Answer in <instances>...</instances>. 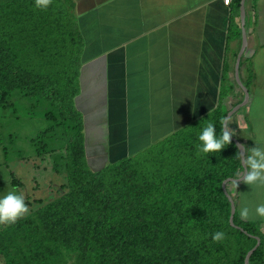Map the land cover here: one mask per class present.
I'll return each instance as SVG.
<instances>
[{"label":"trees","instance_id":"obj_1","mask_svg":"<svg viewBox=\"0 0 264 264\" xmlns=\"http://www.w3.org/2000/svg\"><path fill=\"white\" fill-rule=\"evenodd\" d=\"M84 45L72 0H50L47 8L36 0H0V107L19 91L44 100L58 125L70 123L73 133L64 156L65 193L0 229V262L245 264L259 238L248 262L264 264L259 226L236 211L231 224L222 189L242 171L239 149L231 141L222 152L198 150L207 123L220 133L227 116L221 104L138 153L90 170L74 102ZM218 231L225 237L214 242Z\"/></svg>","mask_w":264,"mask_h":264},{"label":"crops","instance_id":"obj_2","mask_svg":"<svg viewBox=\"0 0 264 264\" xmlns=\"http://www.w3.org/2000/svg\"><path fill=\"white\" fill-rule=\"evenodd\" d=\"M72 1L85 43L74 102L83 116L86 157L89 148L105 153L108 163L132 156L219 104L243 148H264L257 143L264 140V0L229 6L223 0ZM243 28L238 78L249 99L239 106ZM227 188L240 220L257 224L264 237V217L255 213L264 186ZM242 204L249 219L240 216Z\"/></svg>","mask_w":264,"mask_h":264},{"label":"rangeland","instance_id":"obj_3","mask_svg":"<svg viewBox=\"0 0 264 264\" xmlns=\"http://www.w3.org/2000/svg\"><path fill=\"white\" fill-rule=\"evenodd\" d=\"M48 112L54 118H46ZM59 121L57 112L44 100L28 99L19 91L0 107V194L16 191L23 195L29 209L23 217L65 193L64 156L73 133L70 123L63 126ZM95 153L97 150L90 148L87 151L88 167L93 172L110 164L105 153ZM6 226L0 224V229ZM57 264L73 261L62 258Z\"/></svg>","mask_w":264,"mask_h":264},{"label":"clouds","instance_id":"obj_4","mask_svg":"<svg viewBox=\"0 0 264 264\" xmlns=\"http://www.w3.org/2000/svg\"><path fill=\"white\" fill-rule=\"evenodd\" d=\"M50 0H36L37 7L47 8ZM231 117L222 118L220 121L221 131L217 133L216 124L207 123L198 135L199 152L203 154L222 152L226 146L231 144L235 135V130L230 127ZM258 144H264V140L257 141ZM241 169L237 179L234 181L237 185L244 183L248 186H264V148L253 146L244 147V151L239 153ZM29 211L23 195L16 191H9L6 194H0V224H14ZM255 213L264 217V204L256 206ZM242 219H249L250 209L246 204H242L240 210ZM225 237L223 232H216L212 239L214 242L222 241Z\"/></svg>","mask_w":264,"mask_h":264},{"label":"water","instance_id":"obj_5","mask_svg":"<svg viewBox=\"0 0 264 264\" xmlns=\"http://www.w3.org/2000/svg\"><path fill=\"white\" fill-rule=\"evenodd\" d=\"M241 23L244 27V23H245V16H244V12H243V6H242V12H241ZM247 45V37H246V34H245V29L243 28L242 29V51L237 59V62H236V78H237V81H238V84L239 86L241 87V89L244 91L245 93V100L242 104H240L239 106H243L249 99V93L247 91V89L243 86V84H241L239 82V78H238V65H239V61H240V57H241V54L243 53L245 47ZM226 117H229V113L227 114ZM232 141L235 143V145L237 146V148L239 149V152L242 153L244 151V148L243 146L240 144V142L235 139V138H232ZM236 180V179H235ZM234 179H229L227 181H225L222 185V189H223V192L225 194V196L227 197L229 203H230V206H231V214H230V223L233 224V217H234V214H235V203L233 201V198L231 196V194L228 192L227 190V185L230 184V183H234L235 181ZM260 245V240L259 238H256V245L255 247L249 251V253L247 254L246 256V259H245V264H249L248 260H249V257L252 255V253L258 248V246Z\"/></svg>","mask_w":264,"mask_h":264},{"label":"built area","instance_id":"obj_6","mask_svg":"<svg viewBox=\"0 0 264 264\" xmlns=\"http://www.w3.org/2000/svg\"><path fill=\"white\" fill-rule=\"evenodd\" d=\"M230 2H231V0H223V4L225 6H229L230 5Z\"/></svg>","mask_w":264,"mask_h":264}]
</instances>
